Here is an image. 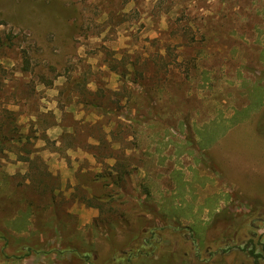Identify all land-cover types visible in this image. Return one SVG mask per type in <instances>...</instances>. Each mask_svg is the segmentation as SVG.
Listing matches in <instances>:
<instances>
[{"label":"rangeland","instance_id":"1","mask_svg":"<svg viewBox=\"0 0 264 264\" xmlns=\"http://www.w3.org/2000/svg\"><path fill=\"white\" fill-rule=\"evenodd\" d=\"M140 221L158 264H264V0H0V264Z\"/></svg>","mask_w":264,"mask_h":264},{"label":"trees","instance_id":"2","mask_svg":"<svg viewBox=\"0 0 264 264\" xmlns=\"http://www.w3.org/2000/svg\"><path fill=\"white\" fill-rule=\"evenodd\" d=\"M24 70L27 71L28 68ZM126 117H124V119L127 120ZM132 120L137 121L139 119L132 118ZM119 179L120 177L118 178V181ZM162 219L165 220V218L163 217ZM162 223L164 222L162 221ZM171 228L172 227H169L165 223L163 226L158 227L155 226L153 222L144 221L143 223H141L140 221L135 228L136 231L134 230L133 233L131 232L125 247L116 246L114 249H112L107 264H158L157 262H155L154 257L156 256L157 252L163 247L164 233H167V231L171 230ZM177 228L175 229L173 228L172 231L178 232ZM190 236L192 237L193 234ZM255 249L256 248H254L253 245L250 254L253 256L255 264H257L258 259L261 256L256 253ZM93 251L94 250L91 244L88 245L80 240L74 243L71 249H65L63 246H61L60 249L51 247L49 251L45 254H46V258L49 260L50 254L56 252L60 255V258L62 259L64 253L69 252L71 253L70 260L74 262L73 264H95L96 261L94 259L95 255L93 254ZM19 252L22 253L24 256H28L29 253H34L36 255L40 254L39 251L37 250L34 251L31 247H26V246H22ZM0 253L3 254V252ZM21 257L14 256L11 257V260L17 262L20 260ZM160 261L164 263H159V264H172L170 261H168L166 256H163ZM50 262L51 264H70V261H66L64 259H62L61 261L50 260Z\"/></svg>","mask_w":264,"mask_h":264},{"label":"crops","instance_id":"3","mask_svg":"<svg viewBox=\"0 0 264 264\" xmlns=\"http://www.w3.org/2000/svg\"><path fill=\"white\" fill-rule=\"evenodd\" d=\"M244 124V122L242 123V125ZM237 193V192H236ZM235 193V194H236ZM238 194V193H237ZM239 195V194H238ZM241 196V195H240ZM241 197H243V195L241 196ZM243 198H245V197H243ZM245 199H249V197H246ZM255 200V199H254ZM256 201V200H255ZM236 206H238V205H236ZM243 209V208H242ZM219 210L218 209H216V213L218 212Z\"/></svg>","mask_w":264,"mask_h":264}]
</instances>
